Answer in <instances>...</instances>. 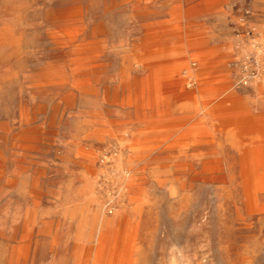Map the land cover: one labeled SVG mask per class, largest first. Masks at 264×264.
Returning a JSON list of instances; mask_svg holds the SVG:
<instances>
[{"label": "rangeland", "instance_id": "obj_1", "mask_svg": "<svg viewBox=\"0 0 264 264\" xmlns=\"http://www.w3.org/2000/svg\"><path fill=\"white\" fill-rule=\"evenodd\" d=\"M0 264H264V0H0Z\"/></svg>", "mask_w": 264, "mask_h": 264}]
</instances>
